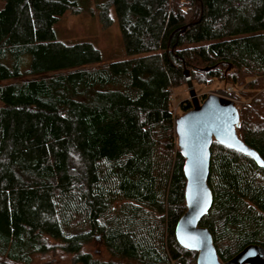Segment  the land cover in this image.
<instances>
[{"label": "trees", "instance_id": "obj_1", "mask_svg": "<svg viewBox=\"0 0 264 264\" xmlns=\"http://www.w3.org/2000/svg\"><path fill=\"white\" fill-rule=\"evenodd\" d=\"M81 2L0 0V264H195L173 236V122L190 103L172 113L171 91L184 72L231 87L240 139L264 161V0L94 1L117 31L105 47L60 37ZM207 187L198 226L217 257L264 249V169L212 144ZM95 239L106 258L85 251Z\"/></svg>", "mask_w": 264, "mask_h": 264}, {"label": "water", "instance_id": "obj_2", "mask_svg": "<svg viewBox=\"0 0 264 264\" xmlns=\"http://www.w3.org/2000/svg\"><path fill=\"white\" fill-rule=\"evenodd\" d=\"M183 75L190 109L173 122L175 146L182 159L184 178V212L174 225V240L180 248L195 253V264H264V249L256 245H248L222 262L215 253L208 231L198 226L212 202L207 187L212 144L246 157L260 169H264V161L240 139L241 119L236 104L211 94L200 100L187 73Z\"/></svg>", "mask_w": 264, "mask_h": 264}, {"label": "rangeland", "instance_id": "obj_3", "mask_svg": "<svg viewBox=\"0 0 264 264\" xmlns=\"http://www.w3.org/2000/svg\"><path fill=\"white\" fill-rule=\"evenodd\" d=\"M89 6L85 3H78L81 11L69 15L65 14L57 27L60 37L63 39H90L95 40L100 46L111 45L114 46L117 40V31L115 25L104 27L98 19L99 13H97L96 7H94V1L100 0H88ZM107 16L111 19L110 10H108ZM195 91L196 96L201 100L202 95H207L208 92L222 90V86L212 84L205 88H198L196 85L191 84ZM188 101L186 85L171 91V112L174 113L177 110V104L182 101ZM85 251H88L94 257L104 259L106 255L104 249L98 239L91 241L86 247Z\"/></svg>", "mask_w": 264, "mask_h": 264}, {"label": "built area", "instance_id": "obj_4", "mask_svg": "<svg viewBox=\"0 0 264 264\" xmlns=\"http://www.w3.org/2000/svg\"><path fill=\"white\" fill-rule=\"evenodd\" d=\"M208 94L232 101L236 104V106L240 103V101L234 96V90L231 87H225L222 88V90L211 91L208 92Z\"/></svg>", "mask_w": 264, "mask_h": 264}]
</instances>
